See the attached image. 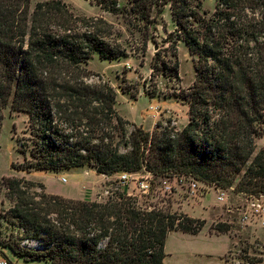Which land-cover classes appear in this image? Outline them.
Masks as SVG:
<instances>
[{"label": "trees", "instance_id": "obj_1", "mask_svg": "<svg viewBox=\"0 0 264 264\" xmlns=\"http://www.w3.org/2000/svg\"><path fill=\"white\" fill-rule=\"evenodd\" d=\"M86 1L122 15L146 47L154 11L170 7L174 75L179 77L180 41L196 73L177 96L188 105L189 122L180 130L157 124L152 132L135 127L129 133L116 109L117 90L90 81L96 54L102 60L128 56L109 42L111 26L77 15L64 0L33 9L32 0H0V131L8 106L28 114V137L19 150L24 170L146 171L161 180L180 175L216 189L264 193V147L258 151L257 145L264 136V0H217L214 10H204L203 0ZM159 56L153 67L158 75ZM4 186L15 204L0 217L36 245L14 234L2 245L25 261L164 264L171 232L199 234L206 224L141 208L123 192L99 202L34 194L30 182L17 178H4ZM215 229L226 233L228 226Z\"/></svg>", "mask_w": 264, "mask_h": 264}, {"label": "rangeland", "instance_id": "obj_2", "mask_svg": "<svg viewBox=\"0 0 264 264\" xmlns=\"http://www.w3.org/2000/svg\"><path fill=\"white\" fill-rule=\"evenodd\" d=\"M48 0H32V9L39 2ZM70 8L80 16H88L104 19L111 27L109 42L122 47L126 50L128 56L122 57V62L115 64L102 61L100 57H94L88 68L95 74L91 82H106L120 96H117L116 109L122 117L136 119L137 116H153L157 111V124L162 127L170 126L177 129H183L189 122L188 105L178 95L185 93L195 80L196 73L193 64V57L183 41L178 43L179 59V77L173 72L175 58L172 56L171 40L176 31V24L172 19L171 9L167 6L162 13L154 11V23L150 34L147 47L144 45L143 36L137 32L134 27L128 25L122 15L112 14L99 6L92 5L86 0H64ZM217 0H203L204 10H214ZM159 52V53H158ZM159 54L157 61L160 75L154 72L153 67L156 63L155 56ZM167 62L164 71L162 62ZM158 70V69H157ZM157 97V98H149ZM3 127L0 131V214H4L15 202L8 196V191L4 186V178H17L30 182V192L34 194L48 193L58 195L64 198L86 201L105 202L117 192H123L128 196L137 199L138 206L145 209H161L168 213L184 214L180 211V203H195L196 210L193 215L202 217L203 208L212 206V220H228L230 224L228 231L236 245L237 251H240V261L250 262V264H264V249L259 250L256 243L264 244L257 240L258 232L253 228L242 226L238 221L236 207L243 201V197H236L230 192V206L235 210L226 211L228 202L217 206L220 203L217 200V192L212 191L213 187L202 183L201 190L194 199L188 192L191 177L187 176H168L166 178L174 188L172 194H165L161 188L162 180L146 171L133 174L127 185L120 183V176L123 173L113 176L98 175L93 168L82 167L66 169L62 171H42L24 170V155L19 151L21 145L25 143L28 128V114L17 111L8 106L2 112ZM126 120V119H125ZM129 122V121H128ZM151 125L150 122L147 123ZM136 126V125H135ZM157 126V125H156ZM139 127V126H136ZM143 128V127H142ZM129 133L135 127L130 123L127 125ZM146 130V129H145ZM147 131V130H146ZM151 132V131H150ZM261 149L258 146V151ZM125 151V147L121 148ZM150 180L153 188L150 194H143L138 184L143 179ZM242 179V175L239 180ZM161 183V184H160ZM204 201L200 198L209 193ZM247 194V193H243ZM206 215V214H205ZM207 217V216H205ZM212 220L210 225L212 224ZM215 224L212 227L216 226ZM14 234L21 237L25 244L35 246L36 243L24 239L23 231L8 223L0 217V262L6 261L8 264H50L46 261L33 260L25 261L19 259L13 252L2 245L5 240ZM207 236V237H206ZM209 231L206 228L199 237H183L180 233H174L169 237L168 250L172 249V256H168L164 264H224L220 258L207 259L205 257L192 256L191 249H196L204 255H219L224 253L229 245L227 237L214 239V243H208ZM186 246L187 248H183ZM262 253L261 255L259 253ZM263 261V262H262ZM261 262V263H260Z\"/></svg>", "mask_w": 264, "mask_h": 264}, {"label": "crops", "instance_id": "obj_3", "mask_svg": "<svg viewBox=\"0 0 264 264\" xmlns=\"http://www.w3.org/2000/svg\"><path fill=\"white\" fill-rule=\"evenodd\" d=\"M96 56L99 57L98 54H96L95 57ZM102 61H107L109 63L115 64L116 62L121 63L122 62V59L102 60ZM119 98H120V96L118 95V99ZM149 98L152 99V98H157V97H149ZM157 115L158 114H157V111H156L153 116H147V117H143V116L138 117L137 116L136 119H129L128 117H126V116L124 117L123 116V118L126 119L127 121H129V123L132 126H134V127H136V126L143 127L147 131H151L152 132L155 129L156 125H157V119H158V116ZM148 122L151 123L150 126H148V124H147ZM257 145L260 146L261 148L264 147V136L262 138H260V139L257 140ZM218 190L219 189H216V188L213 187L211 189V192L212 191L217 192V196H218ZM229 191H232V193L235 194L236 197H240V196L243 197L242 193L235 192L234 188H230ZM229 191L226 190V202H228V200H229V196H230V192ZM208 194H210V192L207 193L206 195H204L203 197H201L200 200L202 199L201 201H204L205 200V197ZM189 198L192 200L191 197H189ZM196 203L197 202L190 204V203H187V202H184V203L182 202V203H180V207H181L180 208V211L182 213L188 215L189 217H192V218H195V219L205 220L206 221V224H205L204 228L202 229V231L199 234H191V233H186V232H182V231H173V232H171L169 234V236H168V239H167L166 245H165V252H166V258H165V260L168 258L169 255L170 256L173 255V253H172L173 250L172 249H170V251L168 250V247H169L168 240H169V237L172 234H174V233H180L181 235H183V237H199L201 235V233L207 228L208 231H209L208 243H214V239H220L222 237H227L228 238L229 245H228L226 251L224 253H221V254L217 255V256L216 255H207L206 256V255H204V253H201V251H198L196 249H191L192 256L194 255L195 257H205V258L208 257L207 259H215V257H218V258H220V261L222 263H224V264H230V263H232L233 262V256H232V254L237 251L233 237L229 233H227V232L226 233H218L216 229L215 230H212V226L214 224L216 225V223H218V221H215V220H212L211 219L212 218V212H211L212 206H208V208H206V207L203 208V213L204 214H201L202 217H198V216L193 215L192 212H194L196 210V207H197L195 205ZM219 203L220 204L217 205V206H220V205H223L224 204V203H221V202H219ZM229 207L231 208L232 212H233V210H235L233 207L230 206V202H228V206H227V210L226 211H228V208ZM205 216H207V217H205ZM211 220H212V224L210 225ZM224 221H228V220H221V222H219V223H222ZM254 230L256 232H258V236L256 237V239L257 240H260L264 244V229L258 228V229H254ZM183 248L185 249L187 247L184 246ZM263 257H264V255H263ZM165 260H164V262H165Z\"/></svg>", "mask_w": 264, "mask_h": 264}, {"label": "built area", "instance_id": "obj_4", "mask_svg": "<svg viewBox=\"0 0 264 264\" xmlns=\"http://www.w3.org/2000/svg\"><path fill=\"white\" fill-rule=\"evenodd\" d=\"M150 174V173H149ZM133 174L123 173L120 176V183L122 185H127ZM143 179L139 182L138 187L143 194H150L152 191V183L150 180ZM191 182L188 188L190 197L194 199L198 192L201 190L202 183L191 178ZM161 188L165 194H172L174 188L167 179L162 180ZM243 202L236 207L238 213V221L242 226L251 227L253 229H264V193L261 194H243ZM217 199L221 203H226V190L219 189ZM229 212H232L231 208H228ZM219 224H230V221H224ZM256 247H259L260 251H263L264 247L259 242L256 243ZM262 254L261 252L259 253ZM233 262L230 264H250V262L240 261V251H236L232 254ZM0 264H8L6 261H1Z\"/></svg>", "mask_w": 264, "mask_h": 264}]
</instances>
